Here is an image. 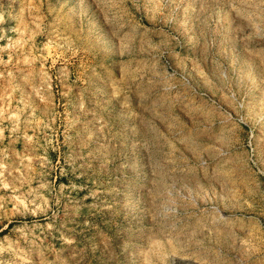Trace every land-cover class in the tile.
Instances as JSON below:
<instances>
[{"label":"rangeland","instance_id":"374dc122","mask_svg":"<svg viewBox=\"0 0 264 264\" xmlns=\"http://www.w3.org/2000/svg\"><path fill=\"white\" fill-rule=\"evenodd\" d=\"M0 264H264V0H0Z\"/></svg>","mask_w":264,"mask_h":264},{"label":"bare ground","instance_id":"6f19581e","mask_svg":"<svg viewBox=\"0 0 264 264\" xmlns=\"http://www.w3.org/2000/svg\"><path fill=\"white\" fill-rule=\"evenodd\" d=\"M190 196V195H189ZM189 196H187V197H189ZM191 197V196H190ZM189 197V198H190ZM191 199V198H190ZM184 201V202H183ZM181 202V201H180ZM189 205H190V201L188 200V198H187V200L185 199V200H182V202H181V205H180V211L182 210V211H185L186 209H188L189 208ZM219 212V211H218ZM181 213V212H180ZM168 216V215H167ZM166 216V217H167ZM240 263V262H239Z\"/></svg>","mask_w":264,"mask_h":264}]
</instances>
